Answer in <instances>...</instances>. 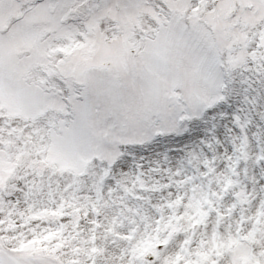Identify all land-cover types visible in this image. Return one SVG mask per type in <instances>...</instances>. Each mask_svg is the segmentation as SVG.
<instances>
[{
	"label": "snow or ice",
	"instance_id": "6c2138e0",
	"mask_svg": "<svg viewBox=\"0 0 264 264\" xmlns=\"http://www.w3.org/2000/svg\"><path fill=\"white\" fill-rule=\"evenodd\" d=\"M0 264H264V0H0Z\"/></svg>",
	"mask_w": 264,
	"mask_h": 264
}]
</instances>
